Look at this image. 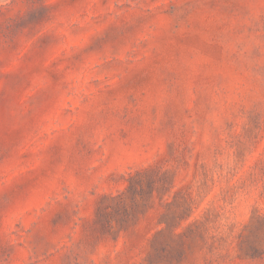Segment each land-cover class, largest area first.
Masks as SVG:
<instances>
[{
    "label": "rangeland",
    "instance_id": "rangeland-1",
    "mask_svg": "<svg viewBox=\"0 0 264 264\" xmlns=\"http://www.w3.org/2000/svg\"><path fill=\"white\" fill-rule=\"evenodd\" d=\"M0 264H264V0H0Z\"/></svg>",
    "mask_w": 264,
    "mask_h": 264
}]
</instances>
